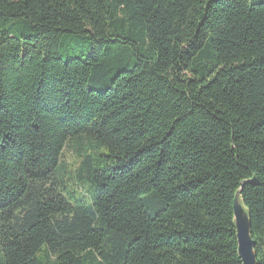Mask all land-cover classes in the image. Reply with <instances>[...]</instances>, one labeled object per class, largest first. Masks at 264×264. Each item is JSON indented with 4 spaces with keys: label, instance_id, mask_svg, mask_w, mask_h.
Returning <instances> with one entry per match:
<instances>
[{
    "label": "trees",
    "instance_id": "trees-1",
    "mask_svg": "<svg viewBox=\"0 0 264 264\" xmlns=\"http://www.w3.org/2000/svg\"><path fill=\"white\" fill-rule=\"evenodd\" d=\"M237 192L264 264V0H0V264H241Z\"/></svg>",
    "mask_w": 264,
    "mask_h": 264
},
{
    "label": "water",
    "instance_id": "water-1",
    "mask_svg": "<svg viewBox=\"0 0 264 264\" xmlns=\"http://www.w3.org/2000/svg\"><path fill=\"white\" fill-rule=\"evenodd\" d=\"M239 192L233 201V216L236 229L238 257L241 264H256L253 242L250 237V224L244 208L239 204Z\"/></svg>",
    "mask_w": 264,
    "mask_h": 264
},
{
    "label": "rangeland",
    "instance_id": "rangeland-1",
    "mask_svg": "<svg viewBox=\"0 0 264 264\" xmlns=\"http://www.w3.org/2000/svg\"><path fill=\"white\" fill-rule=\"evenodd\" d=\"M61 161H64L68 165H73V163L75 161V157L71 151L64 148V150L61 154Z\"/></svg>",
    "mask_w": 264,
    "mask_h": 264
}]
</instances>
